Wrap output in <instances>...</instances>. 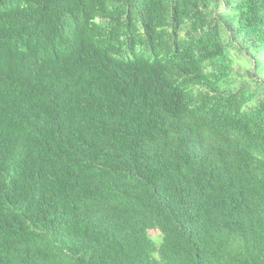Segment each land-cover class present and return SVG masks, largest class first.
<instances>
[{
  "label": "trees",
  "instance_id": "obj_1",
  "mask_svg": "<svg viewBox=\"0 0 264 264\" xmlns=\"http://www.w3.org/2000/svg\"><path fill=\"white\" fill-rule=\"evenodd\" d=\"M0 264H264V0H0Z\"/></svg>",
  "mask_w": 264,
  "mask_h": 264
}]
</instances>
